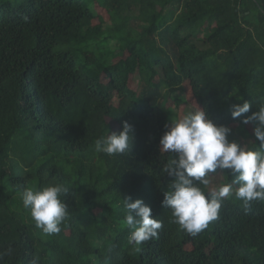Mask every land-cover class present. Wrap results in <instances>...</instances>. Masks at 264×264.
I'll use <instances>...</instances> for the list:
<instances>
[{
    "label": "trees",
    "instance_id": "obj_1",
    "mask_svg": "<svg viewBox=\"0 0 264 264\" xmlns=\"http://www.w3.org/2000/svg\"><path fill=\"white\" fill-rule=\"evenodd\" d=\"M188 89L230 142L257 149L232 105L264 106V0H0V264H264V201L223 198L194 237L162 205L175 154L159 141ZM123 121L130 151L97 152ZM56 183L68 217L44 235L22 192ZM128 197L151 207L157 237L130 243Z\"/></svg>",
    "mask_w": 264,
    "mask_h": 264
},
{
    "label": "clouds",
    "instance_id": "obj_2",
    "mask_svg": "<svg viewBox=\"0 0 264 264\" xmlns=\"http://www.w3.org/2000/svg\"><path fill=\"white\" fill-rule=\"evenodd\" d=\"M248 102L232 105L233 119L244 116L243 123H254L253 134L259 148L246 149L227 138L229 129L216 125L205 109L187 112L170 120L160 138V148L175 154L166 171L173 177L171 191L164 192L162 205L171 209L173 222L191 236H196L209 223L218 219L223 198L234 194L245 208L252 201H264V106L251 111ZM134 126L122 122V130L109 132L95 141V150L107 155L128 153L134 142ZM230 170L234 179L217 192L205 193L199 186L209 183L206 176L217 169ZM237 186L235 191L233 186ZM69 192L63 183L25 188L23 207L30 211L35 227L44 235L59 234L68 217V206L62 197ZM124 224L131 230L130 243L139 245L158 236L162 223L142 199L125 198ZM11 252V249L8 250ZM4 253H0L2 259ZM33 264H36L34 261Z\"/></svg>",
    "mask_w": 264,
    "mask_h": 264
},
{
    "label": "rangeland",
    "instance_id": "obj_3",
    "mask_svg": "<svg viewBox=\"0 0 264 264\" xmlns=\"http://www.w3.org/2000/svg\"><path fill=\"white\" fill-rule=\"evenodd\" d=\"M156 8H159V7L156 6ZM95 11H96L97 16L103 19L104 22L106 23L109 22V17L104 9H100L96 7ZM188 91L189 93H187V97H188L187 103H186L187 105L181 108V110L179 111V115L175 117V120L182 118L189 111H196L199 109V106H197L196 102L193 100L189 89ZM234 128L239 129L237 125H234ZM253 128H254V125L249 124L245 127V129L243 130L239 129L238 134H241V138L243 139L244 143H250L254 148H258L259 143L254 137ZM162 154H169L170 156H172L171 152H165L164 150H162ZM206 179H208L209 181V183L207 184L208 191L214 193V192H217L218 189L222 185L227 183L228 174L225 169L218 168L215 172L210 173Z\"/></svg>",
    "mask_w": 264,
    "mask_h": 264
}]
</instances>
